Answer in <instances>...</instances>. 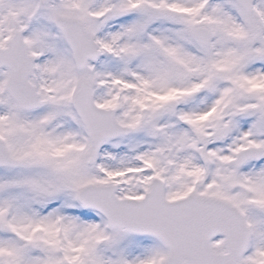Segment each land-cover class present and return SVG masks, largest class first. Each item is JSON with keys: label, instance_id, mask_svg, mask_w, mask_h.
I'll return each instance as SVG.
<instances>
[{"label": "snow or ice", "instance_id": "snow-or-ice-1", "mask_svg": "<svg viewBox=\"0 0 264 264\" xmlns=\"http://www.w3.org/2000/svg\"><path fill=\"white\" fill-rule=\"evenodd\" d=\"M0 264H264V0H0Z\"/></svg>", "mask_w": 264, "mask_h": 264}]
</instances>
